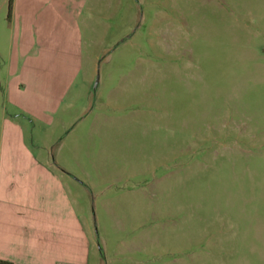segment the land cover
<instances>
[{
  "label": "rangeland",
  "instance_id": "374dc122",
  "mask_svg": "<svg viewBox=\"0 0 264 264\" xmlns=\"http://www.w3.org/2000/svg\"><path fill=\"white\" fill-rule=\"evenodd\" d=\"M91 6L55 113L6 102L0 57V159L72 174L89 264H264V0Z\"/></svg>",
  "mask_w": 264,
  "mask_h": 264
},
{
  "label": "crops",
  "instance_id": "0c3cea01",
  "mask_svg": "<svg viewBox=\"0 0 264 264\" xmlns=\"http://www.w3.org/2000/svg\"><path fill=\"white\" fill-rule=\"evenodd\" d=\"M93 0H0L1 90L18 113H55L82 60V21ZM0 159V259L12 264H89L91 238L67 185L71 173L34 154ZM20 148V149H19Z\"/></svg>",
  "mask_w": 264,
  "mask_h": 264
},
{
  "label": "trees",
  "instance_id": "16d2710c",
  "mask_svg": "<svg viewBox=\"0 0 264 264\" xmlns=\"http://www.w3.org/2000/svg\"><path fill=\"white\" fill-rule=\"evenodd\" d=\"M0 264H12L10 261L0 259Z\"/></svg>",
  "mask_w": 264,
  "mask_h": 264
},
{
  "label": "water",
  "instance_id": "95a60500",
  "mask_svg": "<svg viewBox=\"0 0 264 264\" xmlns=\"http://www.w3.org/2000/svg\"><path fill=\"white\" fill-rule=\"evenodd\" d=\"M95 85H96V82H95ZM95 85H94V86H95Z\"/></svg>",
  "mask_w": 264,
  "mask_h": 264
}]
</instances>
